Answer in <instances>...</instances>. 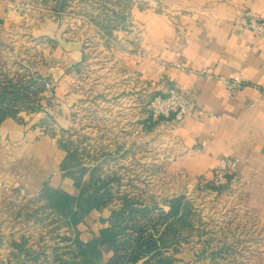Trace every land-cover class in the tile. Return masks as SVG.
Wrapping results in <instances>:
<instances>
[{
  "label": "rangeland",
  "instance_id": "rangeland-1",
  "mask_svg": "<svg viewBox=\"0 0 264 264\" xmlns=\"http://www.w3.org/2000/svg\"><path fill=\"white\" fill-rule=\"evenodd\" d=\"M147 1L20 0L10 8L15 14L9 18L11 23L0 25V72L9 78H31L36 89L40 87L29 93L34 106H26L16 116L28 127L26 143L34 145V150L25 151L28 167L31 162L44 164L40 178H45L54 165L50 161L52 152L55 159L54 145L59 146L60 157L66 145L77 150L85 180L99 176L111 188L103 190L107 200L102 209L73 222L49 212L39 199L40 192L23 184L0 183V264H57L56 259L59 264H73L80 242L93 241L105 226L116 222L113 211L124 205V198L132 201V207L148 212L143 216L135 212L137 217L127 219L123 227L128 230L119 234L121 242L135 237L131 232L135 221L151 223L160 207L175 197L183 198L191 215L178 251L163 252L172 264H264V227L242 211L234 196L225 191L215 194L212 188L201 190L182 176L168 177L163 171L164 161L175 151L173 127L153 121L147 105L167 89L126 74L114 52L118 38L130 28L132 6L143 7ZM68 43L82 52V60L58 88L52 71L59 45ZM53 93L67 98L63 103L70 114L65 121L56 115L60 108ZM33 152L41 154L40 162L30 158ZM155 221L160 222L152 224ZM203 250L206 253L198 257ZM109 251L104 249L103 255L92 258V264H129L123 245L117 251L119 258L106 263Z\"/></svg>",
  "mask_w": 264,
  "mask_h": 264
},
{
  "label": "crops",
  "instance_id": "crops-1",
  "mask_svg": "<svg viewBox=\"0 0 264 264\" xmlns=\"http://www.w3.org/2000/svg\"><path fill=\"white\" fill-rule=\"evenodd\" d=\"M147 2L143 7L132 6L130 28L118 38L114 52L121 69L132 78L161 90L170 85L179 87L194 103L195 110L171 134L175 151L163 163L165 175L182 176L191 182L209 181L220 157L236 158L238 179L225 192L264 227V38L257 39L244 26L248 11L264 17V0ZM9 6L0 0V25H8L12 20L9 18H14ZM72 44L59 45L60 54L52 71L58 88L63 87L66 73L82 60V52ZM157 57L165 62L185 63L187 69L169 68L165 79L173 81L168 83L160 79L161 71L155 66ZM232 79H241L243 87L229 95L224 81ZM54 95L60 108L56 115L65 121L70 114L63 103L67 98ZM46 100L49 102L48 96ZM28 136L23 122L7 118L0 123V183L23 184L37 194L44 183L61 187L66 180L62 170L65 153L60 157L59 146L54 145L55 159L53 152L50 159L54 165L49 170L47 167L48 175L42 179L44 164L31 162L28 167L25 151L34 150V145L26 143ZM201 141H206V146L198 152L193 146ZM18 151L24 153L17 155ZM22 155L24 161L19 160ZM32 156L39 162L42 159L37 152ZM102 247L101 253L110 250L104 261L107 263L113 249L110 244Z\"/></svg>",
  "mask_w": 264,
  "mask_h": 264
},
{
  "label": "trees",
  "instance_id": "trees-1",
  "mask_svg": "<svg viewBox=\"0 0 264 264\" xmlns=\"http://www.w3.org/2000/svg\"><path fill=\"white\" fill-rule=\"evenodd\" d=\"M36 88L33 79L9 78L1 70L0 123L7 118H14L18 121L17 114L23 109L25 110L26 106L30 107L34 104L33 101H30L29 93L32 90V92L40 90V87ZM62 146L66 153L62 163L66 180L58 188H52L44 183L39 199L42 200L43 205L49 212L62 214L71 221L76 222L90 211L102 209L105 199L107 200L106 195H103V190L107 187L110 188V182L101 180L99 176H90L89 179L85 180L83 178L85 167L77 159V150L69 149L66 145ZM110 191L108 193L109 198L111 197ZM123 200L124 205L118 211H113L117 214V217L116 222L111 227L103 229L99 237L93 239V241L85 244L79 243L77 259H73V264L79 262L92 264V258L101 255V247L104 244H110L113 249V256L109 262L116 259V257L119 258L117 251L123 245L126 252H128V255H125L128 257H125V259L129 264H172L170 258L163 257V252L173 248V252L176 253L178 251L177 246L184 241L181 232L183 228L188 226L191 213L183 198L175 197L166 203V208L160 207L159 215L150 220L151 223L135 221L137 225H131V232L135 233V237H132L133 239L128 238L122 243L119 240V234L128 230L126 229L128 227H123L127 223V219L132 220L131 218L137 217L135 212L140 216L148 212L147 209L132 207L133 203L130 200L128 202L125 198ZM153 220H160V222L155 221L156 223L152 224ZM205 253V250H203L198 257ZM56 262L59 264L60 260L56 259Z\"/></svg>",
  "mask_w": 264,
  "mask_h": 264
},
{
  "label": "built area",
  "instance_id": "built-area-1",
  "mask_svg": "<svg viewBox=\"0 0 264 264\" xmlns=\"http://www.w3.org/2000/svg\"><path fill=\"white\" fill-rule=\"evenodd\" d=\"M5 2L10 3L9 7H14L12 5L13 1L5 0ZM245 16L244 26L257 39L264 38V17L252 11L246 12ZM155 66L161 71V80H166L165 73L169 68L173 67L183 71L187 69L185 63L165 62L159 57L155 58ZM167 80L168 83L173 81L171 78ZM224 83L229 95L243 87L241 79L225 80ZM147 109L153 121H161L172 125L173 132L176 126H180L186 117L195 110V106L187 91L170 85L167 87L166 93L156 95L149 101ZM205 146L206 141H201L195 143L193 148L201 152ZM237 162L238 160L234 157H220L212 170V177L209 181L197 180L191 183H194L201 190L212 188L215 194H223L229 184L238 179ZM183 178L185 179V177Z\"/></svg>",
  "mask_w": 264,
  "mask_h": 264
}]
</instances>
